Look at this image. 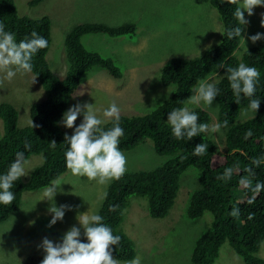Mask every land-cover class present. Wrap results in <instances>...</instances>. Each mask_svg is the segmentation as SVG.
I'll return each instance as SVG.
<instances>
[{
    "label": "trees",
    "instance_id": "trees-1",
    "mask_svg": "<svg viewBox=\"0 0 264 264\" xmlns=\"http://www.w3.org/2000/svg\"><path fill=\"white\" fill-rule=\"evenodd\" d=\"M45 1L29 0L28 6L36 7ZM209 4L220 24L218 41L197 56H173L165 61L160 69L158 85L169 89V93L149 113L119 115V126L124 130L118 145L121 152L133 151L150 141L154 151L165 156L166 160L150 170L126 171L119 180L110 181L106 188L95 214L101 215L113 235L121 238L118 245L112 246L113 257L118 263H130L136 256L134 242L121 227L130 198L144 199L148 215L153 219H163L175 204L182 174L188 168H194L197 171L196 188L189 196L186 216L197 220L204 213H210L212 219L195 240L191 263L215 264L221 246L228 243L244 264H264L257 255L264 241V43L235 55L242 37L229 39L227 30L241 26L234 16L237 5H229L225 0H209ZM0 23L5 25V31L15 35L17 43L30 39L33 31L48 42V46L40 49L31 61L30 73L44 95L40 101L29 105L28 124L20 126L16 107L6 101L0 102V175L7 173L17 152H24L25 161L31 156L42 159L26 181L20 178L14 182L10 189L15 196L12 204H0V223H3L20 208L23 194L50 186L69 170L65 162L68 149L65 135L72 134L63 129L60 121L83 77L94 68L104 70L114 79L122 77L121 70L112 59L87 50L82 38L92 34L131 38L136 35L137 26L135 22L118 26L101 22L74 25L64 37V59L68 69L66 75L59 78L47 61L51 40L49 17L33 19L20 15L15 0H0ZM241 63L254 66L260 75L254 96H241L236 103L226 68L238 67ZM201 81L215 84L219 89L213 102L217 104L218 124L226 127L223 152L217 149L208 133H201L191 140L186 136L177 139L167 122L168 113L185 107L193 89ZM251 99L260 100L258 112L237 121L240 111L248 109ZM188 109L198 115V124L210 123V115L202 108ZM225 121L227 126H224ZM115 123L112 118L101 127L108 130ZM249 131L252 135L246 138ZM52 141H55V147ZM200 143L207 145L208 150L201 156L193 155L195 146ZM25 145L29 147L25 148ZM226 169L232 170L230 178L218 179ZM233 209H238L235 216L231 215ZM64 234L52 231L53 242H61ZM81 241L87 242L83 231ZM43 258L39 253H32L23 259L22 264H41Z\"/></svg>",
    "mask_w": 264,
    "mask_h": 264
},
{
    "label": "rangeland",
    "instance_id": "rangeland-1",
    "mask_svg": "<svg viewBox=\"0 0 264 264\" xmlns=\"http://www.w3.org/2000/svg\"><path fill=\"white\" fill-rule=\"evenodd\" d=\"M29 0H15L18 13L30 18L47 16L51 20V40L47 51V61L53 73L63 78L68 66L64 59L63 41L65 34L74 25L85 22H101L118 26L125 22H135L137 32L134 37L111 38L103 34L86 35L83 46L104 57L112 59L122 73L121 79H114L102 69L94 68L81 80L67 110L76 104H90L104 123L111 119L103 117V111L112 103L120 108V115L138 116L149 113L159 101L169 93V89L158 85L160 69L173 56H197L205 48L218 41L220 24L209 0H46L36 7L28 6ZM264 6L256 7L254 14L245 18L249 23L243 26V38L235 55L253 44L248 37L264 33L260 21ZM217 39V40H216ZM214 42V43H215ZM0 73V102L6 101L16 107L18 124L29 122L28 107L40 101L44 91L30 73L18 72L10 81ZM207 83V82H206ZM185 107H200L210 115V127L218 124L217 104L201 103ZM66 110V111H67ZM242 109L237 121L254 115ZM83 120L79 116L75 125ZM73 134V129L62 125ZM226 127L208 135L217 149L224 151ZM2 132L0 122V135ZM126 157V171L150 170L161 165L165 156L158 155L150 141L133 151L122 152ZM41 157L31 156L24 167L27 180L34 167L41 164ZM197 171L188 168L181 176L180 189L170 213L163 219H153L148 215L144 199L132 196L121 224L123 231L135 244L136 256L140 264H192L190 261L195 240L209 226L210 213L197 220L186 216V207L191 192L196 188ZM55 182L61 184L52 201L43 198L46 188L26 192L22 196L20 208L10 218L0 223V264H22L32 253L45 255L38 247L44 238L52 239V231L66 233L72 226L80 227L77 216L81 213L95 214L106 191L107 184L89 181L86 177L73 176L68 170ZM69 205L62 221L48 227L52 218L49 208ZM83 229L81 228V232ZM264 260V241L257 254ZM118 264H131L118 263ZM215 264H244L242 259L224 243Z\"/></svg>",
    "mask_w": 264,
    "mask_h": 264
},
{
    "label": "clouds",
    "instance_id": "clouds-1",
    "mask_svg": "<svg viewBox=\"0 0 264 264\" xmlns=\"http://www.w3.org/2000/svg\"><path fill=\"white\" fill-rule=\"evenodd\" d=\"M225 2L229 5H237L234 16L241 26L249 23L245 18V12L250 17L254 14L256 7L264 6V0H225ZM260 25L264 28V14H262ZM241 26L228 29V38L242 37ZM248 39L255 44L264 40V33L258 32L249 36ZM47 46V40L35 31L31 33L30 39L25 38L17 43L15 35L5 31V25L0 23V73L5 74L3 78L10 81L18 72H31L33 56ZM226 75L233 94L237 98L236 103H239L241 96L248 98L254 96L260 75L254 66L241 63L238 67H227ZM218 94L219 89L215 84L201 81L193 89L189 103L197 106L201 103L211 106ZM259 106V99H251L246 111L256 114ZM81 115H83V120L76 126L75 122ZM119 115L120 108L116 103H112L103 111L104 118L116 120L111 129L105 130L101 127L105 120L97 116L90 104H76L63 114L60 123L68 129L74 128L71 136L65 135V141L68 144L65 162L73 176L86 177L89 181L94 180L103 185L112 180H119L124 175L126 157L118 148L119 138L124 134V130L119 126ZM198 119V115L190 111L188 107L174 109L167 116L172 134L177 139L186 136L188 140H191L201 133L220 131L221 125L216 124L210 127L207 123L198 124ZM224 126H227V121L224 122ZM251 135L249 131L246 138ZM55 144V141H52L53 147ZM28 147L25 145V148ZM207 150L208 146L200 143L195 146L193 155L201 156ZM253 162L259 163L258 161ZM25 163L24 152H17L16 159L11 163L7 173L0 175V204H12L15 196L10 189L15 181L26 176ZM231 172V169H226L224 175L218 179L230 178ZM60 185L59 182H54L46 188L41 200L52 201ZM66 210L71 211L72 207L69 205L56 207L53 204L48 210L52 214L48 227H52L57 221H62ZM237 214L238 209H233L231 215ZM77 220L80 227L72 226L64 234L61 242L54 243L44 238L38 245L45 253L41 264H118L113 257L112 246L118 245L121 238L113 235L111 228L103 223V217L99 214L89 215L86 212L79 214ZM81 228L87 242L81 241ZM131 264H140L139 258L133 260Z\"/></svg>",
    "mask_w": 264,
    "mask_h": 264
},
{
    "label": "crops",
    "instance_id": "crops-1",
    "mask_svg": "<svg viewBox=\"0 0 264 264\" xmlns=\"http://www.w3.org/2000/svg\"><path fill=\"white\" fill-rule=\"evenodd\" d=\"M133 22V21H132Z\"/></svg>",
    "mask_w": 264,
    "mask_h": 264
}]
</instances>
